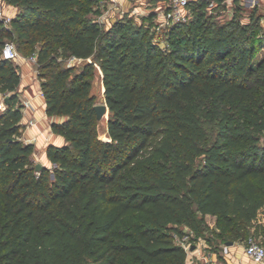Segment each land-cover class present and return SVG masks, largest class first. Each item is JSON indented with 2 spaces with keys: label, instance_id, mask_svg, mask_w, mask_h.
Listing matches in <instances>:
<instances>
[{
  "label": "trees",
  "instance_id": "obj_1",
  "mask_svg": "<svg viewBox=\"0 0 264 264\" xmlns=\"http://www.w3.org/2000/svg\"><path fill=\"white\" fill-rule=\"evenodd\" d=\"M6 1L19 10L0 21V264H187L186 237L264 243V37L206 16L222 0H190L191 20L147 30H103L94 0ZM7 41L36 57L47 114L63 119L52 128L65 142L46 150L53 169L37 171L22 138Z\"/></svg>",
  "mask_w": 264,
  "mask_h": 264
},
{
  "label": "rangeland",
  "instance_id": "obj_2",
  "mask_svg": "<svg viewBox=\"0 0 264 264\" xmlns=\"http://www.w3.org/2000/svg\"><path fill=\"white\" fill-rule=\"evenodd\" d=\"M241 3L242 8L237 9V4L228 0H222L219 6H216V3H213V7H209L205 10L206 16L213 19L218 23H226L231 18L236 17L240 20L243 24H248L250 30L255 32L254 35L257 33L258 36L264 37V0H252L249 1H242ZM2 8L4 16H14V14L19 10L15 6H11L8 4L6 0H1ZM170 0H94L95 8H99L100 14L95 17L97 21L100 23L101 28L103 30L109 29L115 24H123L127 28L129 27H139L144 25L145 30L150 27H155L163 23V12L165 11L167 5H169ZM227 4V5H226ZM188 10V21L194 17V13L190 8ZM256 11L255 18L260 17V25L257 27L258 30L253 29V21L252 14ZM154 14V23H150L148 21L147 16L150 14ZM187 22V21H186ZM169 25V24H168ZM13 43L17 51L20 55L26 56L25 52L22 48H20L15 41H7ZM264 54V50L258 53V56L261 57ZM81 61H71V64L80 65ZM36 67L38 69L37 63ZM92 81V91L97 96L98 103L101 104L104 101V86L102 80V71L99 65L96 64L94 69V74L91 77ZM0 104L2 106L3 111L7 108V104L5 103V97L3 94H0ZM109 120V112L106 116L97 123V137L101 141L109 140L108 136V129L107 123ZM207 128L209 129L210 133V140L213 141L216 133L215 128L213 125L207 122ZM23 128V125H22ZM23 138V136H22ZM26 142L34 143L35 140H29L23 138ZM35 144V143H34ZM261 145L264 148V136L261 139ZM43 148H35V153L33 155V162L35 165L41 163V152ZM49 167L53 169L55 165L53 163H49ZM259 218L262 222H264V211L260 213ZM213 223V222H212ZM187 233L190 231L186 228ZM261 240V239H260ZM242 245L245 247L246 242H241ZM183 246L187 250V252L193 251L192 247H195V250L198 248L207 247L210 251H215L218 253V258L223 259L224 248L228 245L227 243L221 244L219 241H214V243H208L206 240L198 239L193 241L191 237H186Z\"/></svg>",
  "mask_w": 264,
  "mask_h": 264
},
{
  "label": "crops",
  "instance_id": "obj_3",
  "mask_svg": "<svg viewBox=\"0 0 264 264\" xmlns=\"http://www.w3.org/2000/svg\"><path fill=\"white\" fill-rule=\"evenodd\" d=\"M18 11L14 14V16ZM22 74L19 86V99L23 105L22 136L25 139L35 140L36 149L43 148L41 152V163L49 167L50 160L47 156V147L50 144L62 145L65 140L56 134L52 128L53 124L63 119L50 117L47 114V104L44 97L41 80L38 75L36 62L31 56L20 55L14 60ZM50 168V167H49ZM258 223L264 224L259 218ZM194 247V246H193ZM192 247V248H193ZM188 252L187 264H253L245 254V247L241 242H234L224 248L223 259L218 258V253L210 251L207 247L198 248Z\"/></svg>",
  "mask_w": 264,
  "mask_h": 264
},
{
  "label": "built area",
  "instance_id": "obj_4",
  "mask_svg": "<svg viewBox=\"0 0 264 264\" xmlns=\"http://www.w3.org/2000/svg\"><path fill=\"white\" fill-rule=\"evenodd\" d=\"M166 1V0H164ZM249 1V0H242ZM255 2V0H252ZM190 0H170L169 5H167L165 11L163 12V23L158 25V29L165 27L166 25L175 24L179 22L188 21V4ZM232 2V0H231ZM228 3V1H227ZM14 16H4L2 3L0 0V21L4 22L6 25H10ZM20 56L19 52L15 48L13 43L7 42L2 50V57L4 59L16 60ZM31 59L37 62L35 56H31ZM3 112L2 106L0 104V116ZM245 254L252 261L253 264H264V243L262 240L252 235L246 241Z\"/></svg>",
  "mask_w": 264,
  "mask_h": 264
},
{
  "label": "water",
  "instance_id": "obj_5",
  "mask_svg": "<svg viewBox=\"0 0 264 264\" xmlns=\"http://www.w3.org/2000/svg\"><path fill=\"white\" fill-rule=\"evenodd\" d=\"M5 103L9 104V98L8 97L5 98ZM95 110H96L98 120H102L106 116V114L109 112L108 106L104 103L97 104L95 106ZM44 167H46V166L42 163H38L36 165L37 171H41ZM52 177H54V174H52ZM233 244H234V242H228L227 243V245H233ZM192 249H194V247Z\"/></svg>",
  "mask_w": 264,
  "mask_h": 264
}]
</instances>
